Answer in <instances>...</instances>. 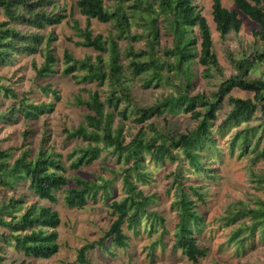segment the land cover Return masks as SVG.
Here are the masks:
<instances>
[{"label":"trees","instance_id":"trees-1","mask_svg":"<svg viewBox=\"0 0 264 264\" xmlns=\"http://www.w3.org/2000/svg\"><path fill=\"white\" fill-rule=\"evenodd\" d=\"M57 1L0 0V16H4L0 20V66L12 63L17 57L40 53L42 64L39 67L34 64L37 78L45 79L57 73L59 61L52 47L55 35L42 32L67 18L62 10H58ZM114 1L113 6H108L105 0H77L80 13L87 18L84 27L73 19V28L81 39L77 45L92 48L99 54L94 59L91 56L79 59L66 51L63 60V75L71 76L76 83L108 87L105 98L100 90L87 88L83 89L87 97L78 95L75 99V104L85 108L86 113L77 127L66 129V139H78L85 144L77 146L68 154L67 158L71 161L69 168L77 170L92 164L104 150L111 151L118 160L128 165L122 172L124 196L110 204L115 219L99 241L88 243L79 250L78 259L82 264H91L87 259L88 250L97 247L103 250H109L110 247L127 248L131 236L126 233V228L133 235H140L143 226L152 234L161 231L149 254L155 255L157 251L163 253L164 239L169 234L166 222L158 212L149 211L154 196L146 195L139 187V184L148 183L151 178L148 165L176 161L178 166H184L185 161L186 166L182 168L189 174L214 181L217 175L213 165L221 164L224 155L219 140L226 137L231 128L252 120L258 112L264 115V0H233L237 10H229L223 5V0H212L213 19L222 38L241 30L243 20L239 12H242L260 26V30L254 31L260 45L250 55L233 58L237 73L224 80L219 90L209 97L190 95L193 78L187 67L195 58L199 57L200 64L205 66L204 75L207 78L214 77L215 71H222L214 52L210 26L195 0ZM137 17H144L147 22L150 34L147 49L135 51L133 47H127L122 51L118 40L131 37L132 21ZM92 19L112 23L116 33L109 37L95 35ZM161 20L173 36V46L164 51L173 62L157 56ZM22 26L28 28L23 30ZM195 28H198L201 38L200 53L194 36ZM165 70L172 71L175 76L165 73ZM253 73L261 75L251 78ZM179 74L184 76L176 94L172 93L150 106H139L134 102V79H139L145 87H158L170 83ZM234 88L252 92L254 98L229 96L227 100L231 109L222 125L215 129L217 113ZM42 89L59 98V92L51 84ZM0 90L5 96L19 99L18 94L8 86L2 85ZM53 106V102H31L24 95L17 105L13 104L0 112V124L15 123L21 118L38 119L40 115L51 112ZM165 113L190 114L197 126L184 133L166 135L149 123L150 133L140 130L130 142H126L122 121L131 119L142 124ZM116 117L120 119L117 123ZM27 133H23L24 139ZM263 139L264 119L258 125H249L237 131L227 140V144L231 153L238 149L240 156H246L255 153ZM48 143L49 136L44 131L39 150L33 153L24 149L16 159H13L9 150L0 148V189L13 191L24 185L39 200L52 204L58 201L57 193L64 191L65 204L70 208H83L90 201H97L109 195L110 191L113 193V180L102 179L100 183L80 176L75 177L73 187L64 189L68 183L64 175L67 167L61 154L53 152ZM258 155L264 156V149ZM180 174L178 171L173 180L175 193L171 206L177 215L172 235L173 250L181 251L189 260L197 262L208 254V249L200 247L198 242L205 228V219L198 211V203L204 202L205 193L200 186H184ZM246 219L250 221L249 224ZM240 222V226L230 236V241L236 247L246 249L253 244L256 236L258 240L264 241V201L261 200L256 208L242 203L232 206L225 216V223L231 226ZM60 224L57 210L38 201L28 204L24 194L0 204V228L3 230L0 240H8L26 257L49 259L56 255L60 249L57 230ZM107 240L110 244L105 247L104 242ZM2 260L0 257V264Z\"/></svg>","mask_w":264,"mask_h":264},{"label":"rangeland","instance_id":"rangeland-1","mask_svg":"<svg viewBox=\"0 0 264 264\" xmlns=\"http://www.w3.org/2000/svg\"><path fill=\"white\" fill-rule=\"evenodd\" d=\"M76 2L77 0H58V10H62L67 18L56 26L42 30L44 34L53 33L55 35L56 39L52 47H54L55 55L59 61L56 66L57 73L45 79L37 78L34 64L38 67L42 64L43 58L40 53L33 56L17 57L12 63L0 66V86L10 87L19 96V99H14L12 96H5L3 90H0V112L12 107L13 104L17 105L24 95L31 102L54 103L53 110L40 115L38 119L25 120L21 118L15 123L0 124V148L9 150L13 159H16L24 149L36 153L41 146L44 131H46L49 136L47 145L52 148L53 152L61 154L62 161L67 167L64 175L68 178V183L64 189L73 187L75 177L80 176L83 179L95 180L100 183L102 179L113 180L112 190L114 191L98 198L97 201H90L83 208H70L65 204L64 191L57 193L58 201L52 204L39 200L24 185L13 191L0 189V204L8 202L11 197L17 199L24 194L28 204L38 201L42 205L51 206L59 212L61 218V224L57 229L60 249L56 255L49 259L26 257L23 253L18 252L14 245L8 243V240H0L2 264H82L78 259L79 250L84 245L99 241L104 236L115 219L110 204L124 196L122 172L128 165L124 164L123 160H118L111 151L104 150L101 157L90 165H84L77 170L69 168L71 161L67 158L68 154L77 146L85 144L78 139L71 141L66 139V129L77 127L86 113L85 108L75 104V99L78 95L87 97L88 94L84 91L87 88L100 90L103 98L108 90L107 86L99 88L96 84H78L71 76H65L62 73L66 51L79 59L86 56H91L94 59L99 54L92 48L77 45L81 39L75 33L73 19L78 20L81 27H84L87 18L80 13ZM114 2V0H105L108 6H113ZM195 4L210 26L214 52L222 71L221 73L215 71L214 77L207 78L204 75L205 66L200 64L199 57L195 58L187 67L193 78L190 95L202 94L209 97L213 92L219 90V85L224 80L237 73L233 58L250 55L253 49L260 45L259 39L254 35L255 30H260V26L244 13L239 12V16L243 20L241 30L222 38L213 19L212 0H195ZM223 5L229 10H237L233 0H223ZM2 19L4 16L1 15L0 20ZM91 24L95 35L103 34L104 37H109L116 33L112 23H102L92 19ZM159 27L160 35L156 45L157 56L162 60L173 62V59H169L164 54L166 49L173 46V36L162 20L159 22ZM27 28V26H22L23 30ZM130 32L131 37L118 40L121 50L123 51L127 47H133L135 51L147 49L150 34L144 17H137L134 22L132 21ZM194 36L200 53L201 38L198 28L194 29ZM103 57L108 58L107 55H103ZM164 72L175 76L172 71L165 70ZM260 75L253 73L250 77L257 78ZM176 76L170 83L158 87H145L139 79H134L132 88L134 102L139 106H150L172 93L176 94L184 74ZM47 84H51L52 88L59 92L58 99L51 93L43 91L42 87ZM229 96L253 99L254 93L238 88L231 90L217 113V119L214 121L215 129L222 125L231 109L227 100ZM262 116H264L263 113L258 112L252 120L231 128L226 137L219 140L218 144L224 155L221 164L213 165L217 175L214 181L189 174L186 169L182 168L186 166L185 161L183 162L184 166L183 164L178 166L176 161L148 165L147 170L150 172L151 178L148 183L139 184V187L146 195L154 196V202L149 206V211L158 212L166 222L165 226L169 234L164 239L163 253L157 251L155 255L149 254L161 231L152 234L143 226L140 235H133L126 228V233L131 236L127 248L110 247L109 250H103L101 247H97L88 250L86 252L88 261L91 264H264V241L258 240V236H256L253 244L248 245L246 249L238 248L230 241V236L243 220L231 226H227L225 223V216L232 206L242 203L244 206L256 208L261 200L264 201V156L258 155L264 149V139L255 153H249L246 156H240L238 149L231 153L227 144V140L237 131L249 125H258L264 119ZM118 121L120 119L116 117V123ZM122 122L126 142H130L140 130L144 129L150 133L149 123L166 135L184 133L197 126V122L190 114L184 113L178 115L165 113L162 116H154L142 124H137L131 119ZM25 131L29 133L24 139ZM255 142L256 137L253 139V146ZM178 171L181 172L180 176L184 186L197 185L205 193L204 202L198 203V211L205 219V228L198 242L200 247L208 249V254L197 262L189 260L181 251L173 250L172 235L177 223V215L171 204L175 193L173 180ZM246 222L250 223L248 219ZM1 233L3 230L0 228ZM109 244V240L104 242L105 247Z\"/></svg>","mask_w":264,"mask_h":264}]
</instances>
